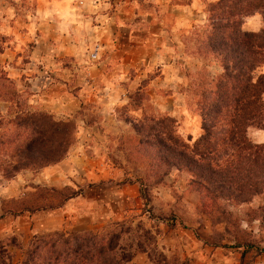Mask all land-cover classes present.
<instances>
[{"label": "rangeland", "instance_id": "obj_1", "mask_svg": "<svg viewBox=\"0 0 264 264\" xmlns=\"http://www.w3.org/2000/svg\"><path fill=\"white\" fill-rule=\"evenodd\" d=\"M215 1L0 0V120L41 112L72 128L54 163L7 178L11 149L0 152V264L36 262L46 236L70 243L85 233L119 234L129 264H264V189L248 190L264 180V117L244 127L257 146L241 163L253 182L247 201L215 194L232 156L194 155L222 101ZM240 29L261 32L264 6L241 16ZM261 73L262 63L253 80Z\"/></svg>", "mask_w": 264, "mask_h": 264}, {"label": "trees", "instance_id": "obj_2", "mask_svg": "<svg viewBox=\"0 0 264 264\" xmlns=\"http://www.w3.org/2000/svg\"><path fill=\"white\" fill-rule=\"evenodd\" d=\"M261 5L264 6L263 0H217L207 5L213 14V18L209 19L212 20L209 27L212 29L216 26L223 30L218 43L224 51L221 61L223 81L218 93L222 101L213 104L211 111L209 109V119L202 126V134L194 142L193 147L197 150L194 155L198 156L199 163L204 158L222 159L226 155L232 156L224 163V170L232 173L230 178L226 177L227 183L223 185L217 180V185H214L215 194L229 196L232 200L229 202L232 203L247 201L242 196L246 190L244 186L246 183H253L248 174H243L244 167L241 163L244 159H249L244 151L248 153L257 146L246 139L244 127L253 124L252 119L261 126L259 119L264 117H257L258 111L264 107L260 98L264 74L261 73L254 80L251 75L258 64H264V29L259 33L240 29L241 16ZM209 41H213L211 37ZM231 76L232 81L225 79H231ZM0 125L4 128V133L0 135V152H9L11 149L9 156L13 158L12 163H8L3 169L2 175L7 178L29 165L43 166L58 161L71 141L72 128L68 123L56 122L48 114L41 112L26 111L6 121L1 119ZM160 128L163 134V127ZM16 138L18 142L14 143ZM45 143L47 149L43 147ZM60 147H63L61 151ZM200 167L202 168L201 165ZM193 171L197 182H207L208 178L199 168L195 166ZM244 178L246 180L241 182ZM252 185L253 188L248 190L256 192L260 185L264 189V180ZM119 236L114 233L102 236L85 233L81 241L77 236H71L70 243L55 235L46 236L36 242L33 250V254L36 252V262L22 264H129L130 257L124 254L126 249L117 246Z\"/></svg>", "mask_w": 264, "mask_h": 264}, {"label": "crops", "instance_id": "obj_3", "mask_svg": "<svg viewBox=\"0 0 264 264\" xmlns=\"http://www.w3.org/2000/svg\"><path fill=\"white\" fill-rule=\"evenodd\" d=\"M61 4H63V3H61ZM61 9H62V10H61L60 12H61V14H63V12H64L63 7H61ZM64 17H65V20H66V21L63 20L64 22H66L65 25H67V24L69 25L70 23H69L68 21H72V20H73V18L71 17L70 14H67V13H66ZM68 25H67V26H68ZM61 54H63V52H62ZM66 54H68V53H66ZM47 55H48V56H51L52 53H51V54L48 53ZM46 58H47V57L44 56V57H43V60L46 59ZM50 59H51V58H50ZM10 264H20V260H19V258H18V257H16V258H12V260L10 261Z\"/></svg>", "mask_w": 264, "mask_h": 264}]
</instances>
